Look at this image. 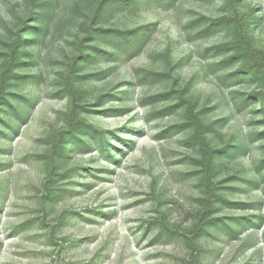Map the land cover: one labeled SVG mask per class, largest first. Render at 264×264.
<instances>
[{"label":"rangeland","instance_id":"1","mask_svg":"<svg viewBox=\"0 0 264 264\" xmlns=\"http://www.w3.org/2000/svg\"><path fill=\"white\" fill-rule=\"evenodd\" d=\"M233 22L264 64V0H0V264H264Z\"/></svg>","mask_w":264,"mask_h":264},{"label":"trees","instance_id":"2","mask_svg":"<svg viewBox=\"0 0 264 264\" xmlns=\"http://www.w3.org/2000/svg\"><path fill=\"white\" fill-rule=\"evenodd\" d=\"M232 25H234L236 32H237V36L233 42V48L231 50H233L235 52L236 57H239L245 64V67L247 68L244 71H238L235 74V78L242 80V79H249V77L255 78L257 79V77L263 79L264 82V64L263 63H258L256 57L253 56V53L250 52V50L247 47V42L249 40L248 35L246 34V29L245 26H243V22H233ZM131 35V37H129ZM134 33H119V35L117 34V37L120 36L117 40L120 41H126L125 43H129V42H134ZM21 40H23L25 42V39L21 38ZM138 43V40L135 41V44ZM25 57H28L22 53H17L16 55L12 58V68H8V74H6V80H5V84H3L1 86V93L3 92V88L6 85V82H8V80H17L19 79V77L17 75H11L10 71L13 73V71H15V65L16 66H20L23 64V59ZM88 58V54L84 55V62L87 61ZM234 59V57H230L227 61H232ZM15 68V69H14ZM4 83V80H3ZM0 105L4 106V105H8V100L6 98V96L2 97L0 95ZM79 131H81V134L83 133H88L89 130L91 129H85L84 125L81 124V127H77ZM86 130V131H85ZM74 139H77L76 136H74ZM65 149L62 152V154L64 155L63 157H65ZM203 221L205 222L204 224H210L213 223L215 220H211V219H206L205 217H203Z\"/></svg>","mask_w":264,"mask_h":264}]
</instances>
